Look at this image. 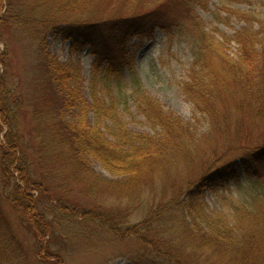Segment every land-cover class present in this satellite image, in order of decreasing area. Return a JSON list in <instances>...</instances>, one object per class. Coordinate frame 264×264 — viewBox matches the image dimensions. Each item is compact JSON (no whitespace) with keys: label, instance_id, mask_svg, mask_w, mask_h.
<instances>
[{"label":"rangeland","instance_id":"rangeland-1","mask_svg":"<svg viewBox=\"0 0 264 264\" xmlns=\"http://www.w3.org/2000/svg\"><path fill=\"white\" fill-rule=\"evenodd\" d=\"M23 3L24 0L12 2L19 12ZM8 5L9 0L5 3V11ZM91 6L89 13L76 14L69 21L84 26L89 22L144 12L152 19L144 32L129 36L123 43L120 62L106 66L100 73L98 95L116 103L119 115L130 130L154 133L148 116L152 119L164 114V122L169 123L168 116L175 119L183 131L187 129L192 142L189 148L172 146L164 131V161L168 166L161 175L160 187L147 184L146 192L132 199L119 198L117 194L112 197L107 193L100 200V204L105 202L115 211L127 212L128 224L122 225V235L117 236L92 216L91 211L98 207L95 199L81 195L78 187L72 188L74 191L69 198L83 205L86 211L68 221H83V225L78 224L71 232L73 238L56 234L60 225L51 221L56 220L55 212L60 214L57 207L64 208L65 213L76 210L66 205L57 206L56 196L60 193L54 184L51 192L35 189L34 182L38 185L40 174L37 147L25 151L30 165L22 167L20 159L10 163L3 150L8 133L4 121L9 122L13 117L24 141L28 139L31 145L34 143L30 105L34 106V97L40 92L37 77L45 70L44 63L39 61L41 42L58 67H67L72 74L79 72V82L76 84L68 77L65 80L68 88L63 90L66 97L77 90L79 106L80 101L91 102V67L95 57L89 46L81 48L74 44L65 24L42 33L43 30L36 26L17 28L14 18L2 12L0 18L6 15L9 20H0V85L10 92L12 103L8 110L15 109V113L10 114L0 106L1 206L17 238L9 248L11 257L7 256L6 264H52L56 262V252L61 253L57 259L59 264H134L132 260L152 249L130 230L147 217L156 219V214L151 213L150 201L162 188L171 197L186 181L195 183L209 211L221 210L222 205L230 210L234 203L245 201L248 193L254 192L250 191L252 180L244 170L246 163L242 158L264 145V114L259 117L253 114L252 95L242 93L240 88L221 91L208 103L205 90L210 87L201 85L207 80L196 79L208 74L200 63V50L205 45L202 37L210 39L208 42L212 46L235 61L239 45L233 41L234 33L248 27L234 15L235 11L264 18V0H97ZM257 29L255 21L254 30ZM203 31L208 35H203ZM40 34L42 40L38 41ZM223 34L229 42H220ZM0 93L4 95L3 89ZM143 97L150 103L141 101ZM199 98L208 106L203 111L197 105ZM213 104L216 109L211 110ZM77 112L78 108H70L65 120L76 122L80 119ZM90 121L86 119L88 126H91ZM232 162L236 168L234 175L229 172L215 174L220 166ZM92 167L107 181L117 178L94 160ZM28 169L32 187L25 185L29 178L24 181L19 177L25 176ZM14 184L21 186L20 192L16 193ZM11 198L12 203L4 200ZM103 210L99 207V211Z\"/></svg>","mask_w":264,"mask_h":264},{"label":"trees","instance_id":"trees-1","mask_svg":"<svg viewBox=\"0 0 264 264\" xmlns=\"http://www.w3.org/2000/svg\"><path fill=\"white\" fill-rule=\"evenodd\" d=\"M243 1L245 0H240ZM7 2L8 0H0V15L5 11ZM12 2L13 0H9L10 5L5 14L14 18L17 28L36 26L43 33L46 29L65 24L74 44L81 48L89 46L95 58L91 67V102L80 101L79 106L77 90L68 97L63 91L68 88L66 78L74 79L76 84L79 82V72L72 74L73 71H68L69 68L58 67L56 60L46 52L41 42L39 61L44 63L45 70L37 77V86L41 88L36 87L40 92L34 97V106L30 105L34 143L31 145L28 139L24 141L17 122L12 117L9 122L4 121L8 125L3 145L4 155L8 156L12 164L20 159V165L25 167L30 163L25 151L33 146L37 147L36 160L40 163V174L38 185L34 182L35 189L38 188L39 192H51L54 184L60 193L56 196V202H59L57 206L66 205L67 208L76 210L74 213H65L64 208L55 206L60 211L59 215L55 212L56 220L51 221L60 225L56 234L72 237L71 232L78 228V224L83 225V221H68L86 211L83 205L69 198L71 191H74L72 188L78 187L81 195L95 199L94 203L98 207L91 211L92 216L102 226H107L120 236L122 225L128 224L127 212L115 211L113 206L105 202L100 204V200L107 193L112 197L117 194L119 198L126 196L132 199L145 193L147 184L160 187L161 175L168 166L164 161V131L172 146L189 148L192 142L187 129L183 131L177 121L169 116V123H165L164 114L163 117L155 115L152 119L148 116L154 133L130 130L119 115L116 103L110 97L106 101L97 92L100 73L106 66L108 68L120 62L119 51L123 43L129 36L144 32L152 24V19L144 12L79 26L69 21L71 16L89 13L91 5L97 0H24L20 12ZM235 13L237 18L248 25L244 30L234 33L233 41L239 45L236 62L225 57L208 42L210 39L203 36L205 45L200 50V63L208 74L196 80H207L202 81L206 84L201 85L210 87L205 90L208 103L212 100L211 97L216 98L221 91L242 89V93L252 95V111L259 117L264 114V18H255L250 12ZM6 15L0 20H9ZM255 21L258 24L257 30H254ZM204 33L207 34L203 31V35ZM41 34L38 41L42 40ZM223 35L220 42H229L226 34ZM2 89L5 96L0 93L1 108L10 114L15 113L14 107L8 110V105L12 103L10 92L0 85V92ZM140 100L150 103L145 97ZM198 103L202 111L205 106L208 107L200 98ZM70 108H78L77 115H80V119L76 122L65 120V114ZM212 109H216L214 104ZM87 118H90L91 126L86 123ZM93 160L117 178L107 181L101 174H97L92 167ZM242 161L246 163L243 168L252 180L250 191L254 192H249L245 201L234 203L230 210H225L222 205L221 210L209 211L201 191L190 181H186L171 197L170 193L164 192V188L159 190L150 201L151 213L156 214V219L147 217L130 230L140 241L151 247L152 251L149 250L148 254L139 256L132 262L264 264V145L244 156ZM4 169L6 170V166ZM235 172V164L232 162L220 166L215 174L234 175ZM25 176L19 177L26 181L30 177L29 169ZM32 183L29 178L25 185L32 187ZM13 186L16 193L20 192V185ZM4 200L12 203V198ZM1 203L0 198V264H6L7 256L11 257L9 248L12 243L17 242V238L6 220ZM173 204L175 211L172 210ZM99 207L104 209L103 212L99 211ZM60 254L55 253L56 262L52 264H59L57 259Z\"/></svg>","mask_w":264,"mask_h":264}]
</instances>
